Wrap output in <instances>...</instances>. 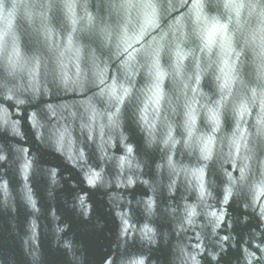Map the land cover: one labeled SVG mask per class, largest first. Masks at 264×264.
I'll list each match as a JSON object with an SVG mask.
<instances>
[{"label":"water","instance_id":"95a60500","mask_svg":"<svg viewBox=\"0 0 264 264\" xmlns=\"http://www.w3.org/2000/svg\"><path fill=\"white\" fill-rule=\"evenodd\" d=\"M0 37V264H264L261 3L3 0Z\"/></svg>","mask_w":264,"mask_h":264},{"label":"snow or ice","instance_id":"6c2138e0","mask_svg":"<svg viewBox=\"0 0 264 264\" xmlns=\"http://www.w3.org/2000/svg\"><path fill=\"white\" fill-rule=\"evenodd\" d=\"M3 0H0V4H2ZM231 2H234V0H231ZM257 3H261L262 6H264V2H262V0H256ZM215 33H213L212 35H210L209 37V41L208 43L211 44L213 42V38H214ZM5 48V41L3 39V37H0V54H3Z\"/></svg>","mask_w":264,"mask_h":264}]
</instances>
